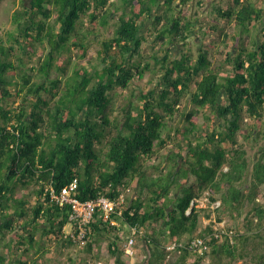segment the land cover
<instances>
[{"label": "trees", "instance_id": "1", "mask_svg": "<svg viewBox=\"0 0 264 264\" xmlns=\"http://www.w3.org/2000/svg\"><path fill=\"white\" fill-rule=\"evenodd\" d=\"M193 1H18L14 28L6 46L0 43V245L10 258L0 256V264H35L24 254L35 249L43 257L45 240L63 249L76 245L61 233L69 207L57 206L50 196L72 178L81 201L114 198L118 189L134 184L121 214L112 215L118 226L97 215L87 226L83 254L93 256L94 238L105 235L115 264H124L125 238L135 226L143 230L136 236L143 264H166L174 253L166 244L193 236L205 239L204 256L214 260L248 255L237 251L233 239L246 248L253 223L264 224V204L257 202L264 185V146L250 162L237 135H264V14L257 5L262 0H230L225 8L213 2L209 13L215 23L185 15L183 8ZM113 12H120L115 20ZM51 17L57 30L48 23ZM110 18L116 25L106 38L98 30ZM221 19L238 33L226 52L227 66L216 70L202 39L210 32L220 36L216 21ZM250 24L257 34L244 42ZM93 42L95 62L88 68L73 63V52L83 58ZM37 44H46L47 52L37 66H28ZM52 71L57 75L49 79ZM147 72L150 87L133 95L130 85ZM116 88L129 90L130 98L112 122ZM166 148L157 164L145 165ZM27 186L35 192L32 205L13 196L14 188ZM205 194L209 204L219 205L212 209L213 222L198 230L203 209L196 201ZM226 216L242 218L239 230H232L231 238L210 236L214 223ZM119 226H125L123 239ZM190 255L181 250L174 264H186Z\"/></svg>", "mask_w": 264, "mask_h": 264}, {"label": "rangeland", "instance_id": "2", "mask_svg": "<svg viewBox=\"0 0 264 264\" xmlns=\"http://www.w3.org/2000/svg\"><path fill=\"white\" fill-rule=\"evenodd\" d=\"M18 1L19 0H0V43L2 45L6 46V38L9 36L11 30H13L14 26L11 23L12 22V15L14 13L15 8L18 6ZM117 2L118 0H109V2ZM203 2V5H199L196 0L193 1L192 6H186L183 8V13L185 15H192L195 16L198 20H201V22H207V21H212L215 23V20L213 19V16L209 13L211 9V4L213 2H221V5L224 6V8L228 5V2L230 0H201ZM257 5L263 7V14H264V0L259 1ZM120 13V12H119ZM119 13L113 12L110 17L113 19L115 16H117ZM110 18L109 23L105 28H99L98 32L103 37H110L113 33L114 27H115V22L114 20H111ZM217 25L218 27L222 30L220 33V36H217V33H212L210 32L207 34L203 39L202 42L204 44V49L208 51V59L211 61L213 64V68L216 70L218 68H221V66H227L224 63L225 57H226V52L231 50V44L236 42V36H237V29L233 27L234 25L231 24L228 21H225L223 19L217 20ZM55 30L58 29L57 23H55V18L51 17L48 22ZM248 34L243 35V41L244 42H250L252 37H254L257 32H256V26L253 24H250L248 26ZM227 36V39L225 40L224 43L222 41L224 40L225 36ZM235 38V39H234ZM150 40V38H149ZM195 41V40H193ZM191 42L189 48L191 49V52L196 56L195 52V42ZM15 48H18L19 44L14 43L13 44ZM97 48V44L95 42L91 43L89 48L87 49L85 57H79V54L75 51L72 54V61L73 63L77 65H82L88 68V65L92 62H95V49ZM143 48H146L145 51L148 53L150 52L149 49V43L146 42L143 45ZM47 45H40L37 44L34 48L35 55H32L31 59L28 60V66H37L39 63V59L44 56V54L47 52ZM16 53L20 55V57H23L25 60H27V56H23V50L18 51L16 49ZM144 53V52H143ZM56 73L52 71L49 74V79H54L56 77ZM152 77L150 73H146L143 78H138L133 81V83L130 85L129 90L133 91V95L137 94L138 91L137 89H142V90H147L150 87L149 79ZM38 79V78H37ZM129 90H119L116 88L113 93H112V102L111 103V114H110V119L114 120L115 116L118 115L119 110L122 106H124L125 102H127L130 91ZM135 97H133L134 99ZM135 102V100H134ZM204 122L203 115H200L198 117V124L201 125ZM176 123V120L170 123V125H174ZM217 125L222 123V120H216L215 122ZM247 130L249 129L248 126L243 124ZM243 126V127H244ZM264 133V131H261ZM254 138H256V141H254ZM237 143L242 145L243 148L247 152V158L249 159L250 162L254 161L258 156V149L264 146V135L256 137L255 135L249 136L247 139H245L241 134L237 135ZM223 146L226 148H229V143L224 142ZM168 146L167 148H169ZM167 148L164 149L163 151L157 152L155 155L156 158L154 160L148 161L145 165L149 166L152 168V166L157 164L158 160L161 158L160 156H163L167 152ZM152 175H157L158 172L151 170ZM132 184L131 190L133 189L134 184ZM260 196L257 199L258 204H264V185L261 187L260 191ZM14 198L19 199V198H25L27 200V203L29 205H32L35 200V192L32 186H27V187H16L14 188ZM219 202L217 201L214 204H209L207 195L205 194L202 196L199 200L196 201V207L197 208H202L203 211L200 213L199 217V224H198V230L204 229L205 226L213 222L215 214L212 212V209L216 207V205ZM218 206V205H217ZM248 208H244L243 211L246 212ZM205 212L209 214L208 217L205 216ZM242 225V218L236 219V221H232L226 216L221 222L214 223L212 226L213 229H224V230H239V227ZM160 225H156V227H159ZM125 226L122 227V233L120 236L122 239L124 238L123 235H125V229H123ZM253 229L251 231L250 236H248L250 239L247 243L246 248H243V246L236 240L233 239V242L236 245V249L239 253H241L243 250L247 252V256L244 258L236 259L234 261L228 260L226 258H220L219 260H214L211 256H202L199 261H197V256H194L193 254L189 256L188 260L186 261V264H264V224H262L259 228L255 226V223H253ZM129 230V229H128ZM254 232L256 233L254 236ZM248 233V232H247ZM39 237V234L37 235ZM195 236L192 238L188 239L185 238L184 241L180 242H173L176 244H184L187 245L190 240H192ZM47 239V238H46ZM96 239V244L94 245L93 249V256H90L88 254H83L82 252V247H79L78 245H73L70 246L66 249L60 248L54 243H50L49 241L45 240L44 247L48 248V250L44 249V255L41 257L42 252H38L39 254H35V249H32L25 253V259L30 260L31 263L34 262L35 264H74L75 261L78 259H82L83 262L82 264L85 263V261H90V260H96L100 261L102 264H115L114 258L109 254L108 252V243L111 241L110 237L108 236H101L94 238ZM112 239V238H111ZM41 249V248H40ZM136 254L135 257L132 259H126L125 256L122 257L121 260H123L124 264H143V251L140 247V243L136 242ZM18 255V253H17ZM0 256L4 258V260H9V252L7 248L3 247V245H0ZM16 256V255H15ZM96 256V257H95ZM178 254L176 251L172 253L169 257L168 260H166V264H174L175 260L177 259ZM258 256H262V260L260 261Z\"/></svg>", "mask_w": 264, "mask_h": 264}, {"label": "built area", "instance_id": "3", "mask_svg": "<svg viewBox=\"0 0 264 264\" xmlns=\"http://www.w3.org/2000/svg\"><path fill=\"white\" fill-rule=\"evenodd\" d=\"M77 178H72L67 185L62 187L58 193L50 190L51 200L59 207H69L68 223L63 227L62 232L64 238L70 239L79 247L86 245V228L94 220L97 215L102 223H107L111 226H118V223L112 219V215H120L122 207L126 202V198L130 193V187L117 190V195L114 198L99 196L90 200L81 201L78 197V181ZM219 205V203L217 204ZM216 205V206H217ZM141 228H129V233L126 235L124 244V256L126 259H132L136 254V236L142 234ZM233 232L231 230L214 229V233L210 236L223 239L224 236L231 238ZM167 251H173L177 254L181 250L187 249L194 256H204L209 250L205 239L195 236L187 245L168 243L165 246ZM88 264H102L100 261L90 260Z\"/></svg>", "mask_w": 264, "mask_h": 264}, {"label": "crops", "instance_id": "4", "mask_svg": "<svg viewBox=\"0 0 264 264\" xmlns=\"http://www.w3.org/2000/svg\"><path fill=\"white\" fill-rule=\"evenodd\" d=\"M119 225V224H118ZM121 225V224H120ZM119 229H120V233H122V227L121 226H119Z\"/></svg>", "mask_w": 264, "mask_h": 264}]
</instances>
